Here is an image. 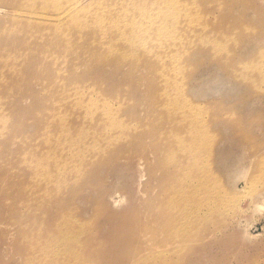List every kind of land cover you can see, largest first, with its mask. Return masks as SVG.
<instances>
[{
	"label": "rangeland",
	"instance_id": "1",
	"mask_svg": "<svg viewBox=\"0 0 264 264\" xmlns=\"http://www.w3.org/2000/svg\"><path fill=\"white\" fill-rule=\"evenodd\" d=\"M75 4L58 26L36 22ZM209 13L227 29L220 43ZM23 27L35 38L25 40ZM171 27L180 44L170 51L157 35ZM4 34L0 264H264V0H0ZM188 41L195 52L184 51ZM226 41L221 63L197 50ZM180 51L178 95L189 115L203 117L206 135L192 161L181 153L191 141L179 144L187 121L169 125L166 99L153 98L155 82L143 81L166 72ZM25 60L38 69L20 73ZM83 107L96 110L94 122ZM65 116L67 131L52 123ZM171 142L169 154L162 143ZM90 145L106 147L91 159ZM192 168L208 173L195 195L212 213L185 226L159 217L169 183L177 187L179 173ZM69 240L78 245L68 248Z\"/></svg>",
	"mask_w": 264,
	"mask_h": 264
},
{
	"label": "bare ground",
	"instance_id": "2",
	"mask_svg": "<svg viewBox=\"0 0 264 264\" xmlns=\"http://www.w3.org/2000/svg\"><path fill=\"white\" fill-rule=\"evenodd\" d=\"M77 7L78 4H75V7L72 8H67L66 10H64L63 12H61L62 15H57L55 17L52 18H48V17H43L40 16L38 18H36V22L39 23H47L48 25H54V26H58L60 24H62L64 21L68 20V19H72L73 15L76 13L77 11ZM223 13V12H222ZM210 15V13L208 14ZM198 16V15H196ZM211 21H212V26H211V32L213 33L214 29L217 27V22L222 23V21H220V19H218V17H215L214 15H212L211 13ZM188 20V19H186ZM178 21V18L173 17L171 18V24L174 25L176 24V22ZM191 24V23H190ZM188 25L190 27V31H192V27L191 25ZM207 30V28H205ZM23 30L27 31V35L24 38L25 40H29V39H34L35 36L34 34L31 32V30L23 27ZM170 31H168L167 29H160L158 31V41H162V37L164 38V40L166 41V43L170 46V51L174 48V46H177L178 43L175 40V34L178 32V30H180L179 28H175V27H171ZM217 36L220 38V41H218L219 43L222 41L223 37H224V33L225 31H227V29L224 31L222 27H217ZM188 33V32H185ZM181 34V33H180ZM7 34H4L0 37V42H3V38H5ZM180 41L182 42L183 40L180 39ZM229 41H226L224 44H217V43H213L211 45V48H208L210 45L208 43L202 44V46L200 48H198L197 50L200 49V51H202V53H205L207 55H211V60L213 63L217 64V63H221L220 61L216 60V59H220L222 60V58L220 57L221 52H218V49H228L229 48V44L227 43ZM4 43V42H3ZM227 43V44H226ZM6 45V44H5ZM192 44L188 41L187 44L184 45V51L185 52H195L193 50H191L190 48H192ZM204 46V47H203ZM202 48V49H201ZM190 49V50H189ZM182 51V50H181ZM175 55V58L171 59L167 65H166V69L167 71L165 72H158L156 74H152L150 76H147L143 79V81L145 82H150V81H154L155 84L153 85V88H156V92L153 96V98L155 99H159L164 97L167 101V106L164 108L165 112L168 114V124L171 126H174L176 128L178 127V124H180L179 121H177V119H183L184 121H187L190 129L187 130V134H183L182 136L185 137L183 138V142L179 141L180 145H184L186 143V141H191V144L189 145L190 147H185V150L181 149L183 154L188 155L190 161L193 160V158H196L197 153H199L201 150L199 149L197 143L200 142V139L202 136H206L205 132L203 131L204 129V125H203V117L199 116V115H189V110L186 108V102L188 103V100L183 97L182 95L179 96L178 93L182 92L184 94V87H183V79H184V71L179 68L182 65V59L180 56V53ZM176 52V51H175ZM174 52V53H175ZM185 52L182 53V56L185 55ZM39 60V59H38ZM163 58L160 60L159 59V63L161 64V66L165 65L164 62L162 61ZM209 60V59H207ZM210 61V60H209ZM211 62V61H210ZM35 63H38L37 61ZM212 64V63H211ZM39 65V64H38ZM38 65L37 66H33L32 63H30L29 61L25 60L22 69L19 71L20 73L22 72V70H24V68L29 69L32 68V71L37 70L38 69ZM212 68V67H210ZM31 71V72H32ZM205 75L207 76L206 78L211 79L210 75V70L209 72H205ZM100 77L97 79L99 80ZM157 82H159V85L157 84ZM208 87V86H207ZM206 87V89H207ZM210 89H208V94L211 93L213 91V89H211V87L209 86ZM204 89H198V91H202ZM193 100V99H192ZM190 105V104H189ZM94 109V107H92ZM84 109L87 113L84 114L85 116H90V122H94V120H91L94 117L97 116H93L94 113L96 112V110L94 112H91V110L89 108H81ZM49 110V106L46 108H43V112H47ZM98 112V111H97ZM100 121L103 123L104 120H106L107 115L106 114H102L98 116ZM109 117V116H108ZM205 119V117H204ZM85 121H87L86 118H84ZM58 121V122H57ZM69 121V118L67 116L65 117H58L56 119H54L52 121V123H60V127L67 131L69 130V128H67V123ZM113 121V120H111ZM159 122V120H158ZM240 125H235V128H238ZM245 128H251L252 125L250 123L244 124ZM79 131V130H77ZM181 133H179L178 131L176 132V130L173 131H169L168 130V136L169 137H179ZM151 138L154 140V137H152L153 133L150 134ZM161 137H159L158 140H160ZM67 141H69L70 143H73V140L68 138L66 139ZM162 145L164 146L162 148V150L168 152L169 154L174 153V147L172 142L168 144V146H166V144L162 143ZM91 149H88L85 152L84 156H87L89 158L90 154H94V155H98L99 154V150L106 147V146H101L99 145V149L93 145L89 146ZM111 147V146H110ZM107 147V148H110ZM203 148L204 150L207 152L209 151L208 145L207 143L203 144ZM159 151H160V147H158ZM161 150V151H162ZM83 156V157H84ZM168 157V156H167ZM92 159V158H91ZM27 168H29L31 170V168L29 166H25ZM204 168L206 169L207 167L204 166ZM201 168L197 169V168H192L189 170H185V172L179 173V177L177 180V187H175L173 185L172 182H170V189H169V193L172 195L168 198L167 203H164V206L162 207V209H160V216H165V213H169V215H171V217L175 218L176 220L179 219L180 224L182 226L185 225H193L194 222H198L200 221L201 218H203L205 215L207 214H211L212 213V209L209 208V206L204 205L203 207H198L197 206V194L196 193V188L201 187V182L203 180L206 179V176L208 173H203L201 172ZM55 178V176H53ZM172 179V178H171ZM37 181V180H36ZM168 181V179H166V177L162 178V188L165 189V183ZM34 184L36 182H33ZM168 184V186H169ZM167 186V188H168ZM168 190V189H167ZM203 192L207 195L210 193V190L206 187L203 186L202 187ZM216 194V192H214L213 194H209L208 197H212ZM201 200L204 202L205 199L201 198ZM224 201V200H223ZM163 205V204H162ZM199 223V222H198ZM75 228V227H74ZM183 228V227H181ZM77 229V228H75ZM69 229H66L63 231L62 234L68 233ZM76 233L75 231H73L72 234ZM73 242L71 240H69V245L68 248H70L71 244ZM78 245L77 243H73ZM58 249L57 246L53 247V249H51V253L52 254H57L56 250ZM150 259L146 258L144 263H149Z\"/></svg>",
	"mask_w": 264,
	"mask_h": 264
}]
</instances>
